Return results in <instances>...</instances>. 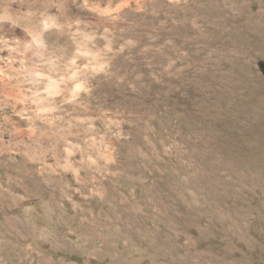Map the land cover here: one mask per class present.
I'll list each match as a JSON object with an SVG mask.
<instances>
[{
    "label": "rangeland",
    "instance_id": "374dc122",
    "mask_svg": "<svg viewBox=\"0 0 264 264\" xmlns=\"http://www.w3.org/2000/svg\"><path fill=\"white\" fill-rule=\"evenodd\" d=\"M0 264H264V0H0Z\"/></svg>",
    "mask_w": 264,
    "mask_h": 264
},
{
    "label": "bare ground",
    "instance_id": "6f19581e",
    "mask_svg": "<svg viewBox=\"0 0 264 264\" xmlns=\"http://www.w3.org/2000/svg\"><path fill=\"white\" fill-rule=\"evenodd\" d=\"M12 233H13V232H12ZM22 233H24V232H22ZM4 234H9V233H4ZM24 234H25V233H24ZM9 235H10V234H9ZM12 236H15V237H16V236H17V235H16V232H14V233L12 234ZM19 237H20V236H19ZM10 257H11V256H10ZM56 263H57V262H56Z\"/></svg>",
    "mask_w": 264,
    "mask_h": 264
}]
</instances>
